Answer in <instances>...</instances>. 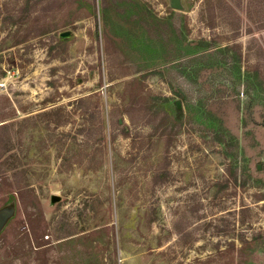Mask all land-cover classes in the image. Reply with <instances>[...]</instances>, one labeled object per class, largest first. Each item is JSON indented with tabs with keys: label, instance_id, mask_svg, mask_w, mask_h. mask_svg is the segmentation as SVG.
Returning <instances> with one entry per match:
<instances>
[{
	"label": "rangeland",
	"instance_id": "obj_1",
	"mask_svg": "<svg viewBox=\"0 0 264 264\" xmlns=\"http://www.w3.org/2000/svg\"><path fill=\"white\" fill-rule=\"evenodd\" d=\"M0 264H264V0H0Z\"/></svg>",
	"mask_w": 264,
	"mask_h": 264
},
{
	"label": "water",
	"instance_id": "obj_2",
	"mask_svg": "<svg viewBox=\"0 0 264 264\" xmlns=\"http://www.w3.org/2000/svg\"><path fill=\"white\" fill-rule=\"evenodd\" d=\"M176 106L179 107V102H177ZM52 200L53 201L57 200V197L56 196H52Z\"/></svg>",
	"mask_w": 264,
	"mask_h": 264
},
{
	"label": "trees",
	"instance_id": "obj_3",
	"mask_svg": "<svg viewBox=\"0 0 264 264\" xmlns=\"http://www.w3.org/2000/svg\"><path fill=\"white\" fill-rule=\"evenodd\" d=\"M245 109H246L248 112H250V110H249V107H248V106H246V107H245Z\"/></svg>",
	"mask_w": 264,
	"mask_h": 264
}]
</instances>
